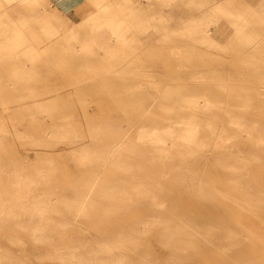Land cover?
<instances>
[{
  "label": "bare ground",
  "instance_id": "6f19581e",
  "mask_svg": "<svg viewBox=\"0 0 264 264\" xmlns=\"http://www.w3.org/2000/svg\"><path fill=\"white\" fill-rule=\"evenodd\" d=\"M41 4L0 0V264H264V0L95 1L67 49Z\"/></svg>",
  "mask_w": 264,
  "mask_h": 264
},
{
  "label": "rangeland",
  "instance_id": "374dc122",
  "mask_svg": "<svg viewBox=\"0 0 264 264\" xmlns=\"http://www.w3.org/2000/svg\"><path fill=\"white\" fill-rule=\"evenodd\" d=\"M52 5L49 6L48 4H41L36 9L31 8L28 10L26 7H21L18 10L20 13L18 16L24 19L28 20L29 26L28 29L31 30L32 27H35L33 30L37 33H43L45 34V30L42 28L43 23L41 20L46 19V17L50 20V22L53 24L55 29H52L55 34L53 38H45L46 40L50 41H57L61 44H58V47L61 49H67L69 48V44L66 45V43H71V48H80L81 44L85 42L89 34H91V29L88 27L86 21L80 17V13L82 16L85 15V10L90 7V5H95L94 2H110L111 8L114 6V2H120V4L125 3L126 7H140L143 10H148L151 17L154 14L153 11L159 9V6H157L155 3L157 0H49ZM153 3V4H151ZM54 4V5H53ZM12 7V5H1L0 9L9 8ZM45 9L46 12H44ZM166 9V8H165ZM14 19H18L16 15H12ZM12 24H18L16 21H14ZM169 27L165 31L166 33H171V31L174 28H178L177 26H172L171 24H167ZM32 31V30H31ZM30 31V32H31ZM77 33L78 37H72L71 33ZM44 39V38H42ZM107 40H109L107 38ZM156 47H160L159 45H155ZM154 46V48H156ZM168 48H179V45L177 43H170L167 45ZM183 47V46H182ZM102 51V50H101ZM105 55L101 53L99 57H104ZM137 57H143V54L136 55ZM108 75L113 76L114 73H109ZM156 75L160 78H166L165 72L161 68H156ZM89 79V75L85 74H78L75 75L72 79H70L69 83L72 84L68 89H77L78 87H81L83 85V81H86ZM43 82H49V83H59L58 80H52V78L49 79H40V83ZM86 94V93H83ZM88 102H87V111L89 113H97L99 111V106L96 102L91 100V97L87 96ZM123 128L125 131L128 130L127 124L123 123ZM34 152L30 149L26 150L24 152V159L33 161ZM26 157L28 159H26Z\"/></svg>",
  "mask_w": 264,
  "mask_h": 264
}]
</instances>
